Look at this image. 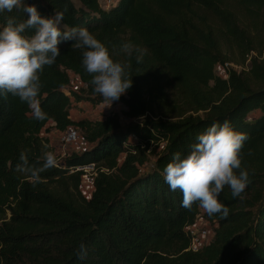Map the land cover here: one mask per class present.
I'll return each instance as SVG.
<instances>
[{
  "label": "trees",
  "instance_id": "trees-1",
  "mask_svg": "<svg viewBox=\"0 0 264 264\" xmlns=\"http://www.w3.org/2000/svg\"><path fill=\"white\" fill-rule=\"evenodd\" d=\"M25 2L42 17L67 8L62 30L86 28L114 62L129 66L132 87L116 101L125 122L115 114L72 120L71 101H106L82 66L84 49L62 41L60 56L40 77L38 98L48 119L35 120L11 94L0 97V264H264V0H112L106 7L98 0ZM10 16L27 18L22 10L0 12V30ZM124 42L139 51L120 52ZM225 49L246 71L227 68L225 78L214 73L215 65L230 61ZM250 51L255 55L245 63ZM69 73L83 85L79 94L65 90ZM167 89L178 105L158 116ZM225 121L248 136L241 168L250 183L237 198L225 186L218 200L229 215L222 219L197 204L182 208V193L170 190L163 169L174 153L186 155L197 135ZM47 124L78 128L86 146L40 173L33 187L15 166L25 150L30 164L42 166L48 149L40 131ZM148 154L153 160L142 168ZM89 162L97 170L85 197L81 172L69 170ZM198 218L212 225V236L191 250L188 227ZM81 242L88 249L84 260L74 254Z\"/></svg>",
  "mask_w": 264,
  "mask_h": 264
},
{
  "label": "clouds",
  "instance_id": "clouds-1",
  "mask_svg": "<svg viewBox=\"0 0 264 264\" xmlns=\"http://www.w3.org/2000/svg\"><path fill=\"white\" fill-rule=\"evenodd\" d=\"M22 10L27 18L23 21L15 16L7 19L0 30V97L9 94L26 103L37 121L48 119L41 106L39 95L42 88L41 74L45 66L51 67L60 56L58 45L62 41H74L73 46L84 49L82 66L91 75L93 90L111 105L132 87L127 64L114 62L108 48L84 27L62 30L64 12H55L52 17H42L35 5L25 0H0V12ZM31 31L32 35H25ZM115 47V46H114ZM119 51L128 56L139 49L131 42H124ZM142 57H137V63ZM248 139L246 133L233 129L230 122L213 123L197 135L196 142L189 146L183 157L173 154L172 161L163 169V180L171 191L182 193L181 207L191 211L197 204L212 217L227 218L229 208L219 202L218 196L225 186L233 198L240 197L250 183L249 174L241 168V149ZM44 149L48 145L43 146ZM57 166V158L51 151L43 152V164L35 167L29 163L27 150L19 155L15 171L39 183L40 173ZM238 172V174H237ZM79 260L87 258V245L81 242L74 253Z\"/></svg>",
  "mask_w": 264,
  "mask_h": 264
},
{
  "label": "rangeland",
  "instance_id": "rangeland-1",
  "mask_svg": "<svg viewBox=\"0 0 264 264\" xmlns=\"http://www.w3.org/2000/svg\"><path fill=\"white\" fill-rule=\"evenodd\" d=\"M99 3L103 6L106 7L108 4L112 3V0H98ZM73 2H75V0H73ZM223 53L228 56L230 58V62L232 64H235L234 62V55L231 51H227L226 49L223 50ZM237 72L240 70H244L246 71V67H235V69ZM214 73L219 77V78H225V73L224 71L221 69V65L220 63H218L217 65L214 66ZM69 84L68 86L65 88V90H68L69 92H75L76 94H79V90L80 88L83 86L82 83L79 81V79L69 73ZM166 97H167V103L163 104L161 107L159 108H155V112L158 116H160L163 113H171L170 111H168L167 107H171L173 108L174 106L178 105V101H173L171 100V95L169 90H166L165 93ZM83 96V94H82ZM125 108L118 102L113 101L111 103V105L109 106V104L107 102H101L98 104H93L90 103L89 101H86L84 99H80L79 101H71V108L69 110V117L72 120H77L79 118H87L90 120H99V119H103L106 115H111V114H115L120 123L125 122L128 118L124 116L123 114V110ZM188 113L190 114H196V115H202L203 112L202 111H197V112H193V111H188ZM174 119V118H172ZM73 129L75 130V132L77 133V136L75 137L74 140L70 141V142H65L63 137L65 135V133L70 130ZM40 136L44 139V144L48 145V151H51L55 154L57 161L61 160L65 155H67L70 152H78L80 150L83 149V147L86 146V142L81 138L79 129L74 127V126H69L67 127L64 131H58L54 128H52L50 126V124L46 125V129H42L40 131ZM129 139H133L131 135L128 136ZM157 150V148H156ZM121 159V155L120 158ZM153 160V155L148 154V160L141 166L142 168H146L147 166L150 165V163ZM79 189L82 195H84L85 197L89 196L90 191L92 190V185L86 183L81 177H80V185H79ZM195 230L199 231L202 228L204 229H209V231L206 233L205 237L202 239L201 243L199 244L200 246L207 243L208 237L212 236V225H209L208 222H206L205 220L198 218L195 222ZM208 234V235H207Z\"/></svg>",
  "mask_w": 264,
  "mask_h": 264
},
{
  "label": "built area",
  "instance_id": "built-area-1",
  "mask_svg": "<svg viewBox=\"0 0 264 264\" xmlns=\"http://www.w3.org/2000/svg\"><path fill=\"white\" fill-rule=\"evenodd\" d=\"M250 55H255V53L250 51V53L246 55L245 63L248 62ZM220 65H221V69L224 71V73H225V70L227 68L235 69V67H240V65L232 64L230 62H223ZM76 136H77V133L75 132V130L70 129L65 133L63 139L65 142H70V141L74 140ZM100 169H103V168H100ZM96 170H97V164L95 162H89V163L84 164V165L76 166L73 169H70L69 172L80 171L81 172L80 177L86 183L91 184L93 176L96 173ZM194 225H195V223L192 226L188 227L189 234L191 235L190 244H189V247L191 250H196L200 247L199 244L201 243L202 239L205 237L206 233L209 231V229H204V228H202L199 231H196L194 228L195 227ZM209 238L210 237H208V240H209Z\"/></svg>",
  "mask_w": 264,
  "mask_h": 264
}]
</instances>
